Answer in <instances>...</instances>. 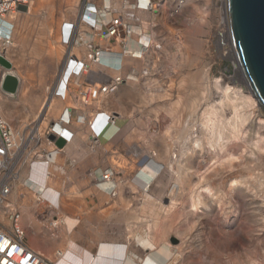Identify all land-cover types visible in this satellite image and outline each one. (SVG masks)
<instances>
[{
    "label": "bare ground",
    "instance_id": "obj_1",
    "mask_svg": "<svg viewBox=\"0 0 264 264\" xmlns=\"http://www.w3.org/2000/svg\"><path fill=\"white\" fill-rule=\"evenodd\" d=\"M137 1V5H135L138 10L154 15L155 6L150 3V0ZM193 2L190 0L188 3L191 4ZM34 3L35 0H31L27 9L29 10ZM222 4L225 7V0H222ZM16 12L19 11H11L7 16L0 17V56L5 54L7 47L12 45L15 25L10 19L11 15ZM126 15L138 17L136 13L126 12ZM139 21L142 25L143 19ZM81 24L82 34L84 28L88 27V25L85 23ZM154 26L155 24L148 25L145 28L142 25L144 34L139 38L143 51L149 50L150 55L154 53V50L160 51L162 49V45L156 44V42H154L156 45L151 44L149 33L153 31ZM221 26L228 28L226 11L222 17ZM10 27L13 28L11 36H9L11 33ZM89 29L92 31L91 28ZM98 29L100 28L98 27ZM92 32L94 33V31ZM66 34L67 31L64 33L63 29H61V42L65 47L64 39ZM228 34L227 38L231 43L230 35ZM122 50L124 52V49ZM87 52V55L82 59L75 58L74 52H70L68 62L60 73L57 87L52 90L53 98L51 103H46L41 113L42 116L40 114L35 120H31L24 126H16L17 133L13 139L10 161L4 167L5 170L0 173V186L2 184L10 189V194L5 197L3 209L0 211V223L5 226V231H11L14 223L24 230L21 224L23 214L31 215L35 209L39 211L43 203H47L50 210L56 214L62 209V195L50 183L51 159L54 154L60 153L66 144H72L75 140V135L69 128L73 122L74 109H64L61 118L59 117L58 119L50 120L47 115L54 109L55 99H58V97L60 101L70 99L73 93L74 80L77 77H81L84 72L93 71L92 68L96 64L100 65L98 61H94V56L88 49ZM125 55L133 58L146 56L144 52L139 53L128 49L124 54L117 53L115 55L117 58L106 56V52H103L101 57L106 60L119 61ZM154 56L155 54L148 58V65L151 64L150 59ZM8 61L12 64V70L0 64V67L7 71L2 75L3 79L5 74L14 73V63L10 60ZM234 62L236 75L232 76L228 83L225 84L222 83V79L212 77L211 68L204 69L202 78L204 88L202 91H194L190 103L187 104L189 105L188 107L181 95L174 98L171 93H167L166 97H171V100L166 105L161 102L163 97L158 99V108L155 110L158 121L161 120V110L163 109L170 110L169 113L175 115L173 127L168 132L169 141L167 140L168 143L164 148L157 149L158 155H156L158 160L161 159L164 163L167 162L168 170L172 176V183L167 192L170 203L161 208V214L156 218H152L153 210L146 216H140L137 209L136 211L134 210L139 190L133 184L130 185L131 195L133 196L128 201L123 195H121L120 199L122 206L126 210L132 211V220L130 219L128 226L126 225L128 227L127 243H100L95 254L83 250V264H264V258L263 260L256 259L251 252L245 255L229 256L224 259L214 251L210 252L211 247L208 244H206L207 247L205 246L207 256L202 257L200 261L183 259L187 252L192 251V238L198 239L200 237L198 234L206 230L208 226H211L210 224L208 225L211 217L214 216V221H212L220 230V234H218L221 235V229L228 226L224 219L230 221L237 213L238 206L242 214L239 217V222L234 224L232 228L234 227L235 229V227L241 226L248 232L253 231V235L264 236V113L248 87L236 57H234ZM80 63L82 64L80 65ZM86 66L89 69H86ZM18 77L20 90L22 78L21 76ZM118 79H120V83L117 82L119 81ZM121 79L117 78L116 83L114 82L110 86L102 83L103 86L108 87L105 90L104 87L101 88L103 93L98 100L101 110L91 122L86 116L77 115L75 120L77 123L81 125L90 124L91 126L92 143L90 147L92 150L99 147L101 137L107 133L112 124L117 123V118L115 120L113 118L114 108L111 97L113 98L117 91L120 90V87L124 85ZM191 81L195 86L197 77H195L194 73H192ZM170 88L173 91L174 86L172 85ZM84 97L85 94H82L78 98L85 102L86 105L93 102V100H86ZM140 97L142 98V96ZM142 100L144 105L149 104L146 95H144ZM1 106H3V101L0 98V108ZM186 111H188L187 115H185ZM43 114L45 115L43 116ZM122 114L123 112H121ZM0 116L3 119L5 118L1 112ZM52 123L54 125L50 126ZM35 124L39 126V131L32 133L36 136L32 138L28 136L29 128ZM47 129L51 130L56 138L65 141V145L62 148L59 147L60 150L56 149L54 143H50L46 139L44 131ZM35 138L38 139V142L33 146L34 149L25 153L18 162L16 160L18 156L14 157V155L21 153L19 151L20 145L24 144L28 139H30L29 142L35 141ZM39 143L40 145L37 146ZM34 150L36 152H33ZM45 152L46 154H44ZM155 164H153V168L145 165L141 170L140 178L147 184V189H143L141 193L143 198L145 196L147 199L150 197L148 196L150 186L162 174V168ZM120 165L115 164L118 170H122ZM105 179L108 182H112L111 176H107ZM23 181L27 188L22 186ZM117 181L121 183L120 180ZM162 188L163 193H165L166 185L162 186ZM117 193L114 196H119V193ZM145 202L143 206L149 204L148 201L147 203ZM17 212L21 213L19 219H11V216H15ZM64 215L62 218L60 216L61 219L59 220H57L58 217L57 219L48 220V229L56 240H61V235H59L60 226L70 227L69 221ZM179 215L181 216L178 219ZM185 225L189 226L186 227ZM183 226L186 228H183ZM198 231L199 233L194 235ZM253 232L250 234L252 235ZM172 235H175L180 244H170ZM139 240L143 244L141 247L145 250L142 257H139L133 249L134 245H139ZM67 243H69L68 246L62 248H60V244L54 250L52 257L46 256L40 250L37 251L30 243L29 247L37 253L53 259L57 264H61L71 254L72 239L68 237ZM203 245H198V249H203Z\"/></svg>",
    "mask_w": 264,
    "mask_h": 264
},
{
    "label": "rangeland",
    "instance_id": "obj_2",
    "mask_svg": "<svg viewBox=\"0 0 264 264\" xmlns=\"http://www.w3.org/2000/svg\"><path fill=\"white\" fill-rule=\"evenodd\" d=\"M38 1L40 0H35V2ZM64 3L66 4L65 0H50L49 2H44L42 5L35 3L31 13L27 15L29 16V20L34 17L38 22L44 21L45 25L48 23L52 26V34H48L47 30L40 33L43 34L44 40H48L50 37V40H52V38H59L58 35V37H56L54 31L56 18L60 16V32L64 19H75V13L73 14L70 11L66 12L68 7L64 8ZM71 3L72 0H68V6ZM79 3L80 0H78V4ZM53 10L55 13L51 17L50 13ZM171 12L172 8H168L161 9L157 13L155 31L156 38L159 44L162 45V49L160 51L157 50L152 54V56L155 54L152 60L150 59L152 73H149V70L144 71L147 66L146 64L143 67L144 63L140 64V67L138 65L133 66L131 61L125 65V72L127 76L130 73L134 75L135 73H133V71H139L142 77L140 76L139 78V94L137 97L135 94H131L129 96L125 92L122 96H118L113 99L115 108L113 114L115 119L117 118L116 120L118 124L121 112L125 114H123L125 116L123 124L120 125L121 127H119L118 131H116L112 136L104 138L103 149L99 150L96 156L89 155L88 157H84V155H82L75 157L74 160L64 154H61L59 157L60 174H56L55 169L54 172L57 178L60 179L61 176L60 191L62 193H68L74 189H79L88 201L89 213L94 217V224L92 227L89 228V225H83V229L78 230L79 232H82V236L86 239L82 242L83 248L77 243L74 244L71 249V254L63 260L61 264H83L82 256L84 249L87 248L86 250L88 251L94 250L93 254L96 252L97 245L93 242L91 234L96 232L94 231V229H96V227L94 228V225L100 222L98 221V218H101L100 213L108 211L109 208L101 209V207H105V205L100 202L99 198H93V194L91 192L86 193V189L92 183L102 184L106 181L105 177L107 176H111L113 179H118L122 183L127 176V182L124 184L126 186L124 195L126 201H128V191L131 193V179H133L134 183L137 184L141 190L147 189V184L140 178V174L138 176V173H141V168L145 165L153 168V164L156 163L155 165H159L162 168V174L160 173L161 175L159 178L150 186L148 192V196L150 197L147 199L146 196L144 198L141 196L139 199L136 198V202L139 203V207L144 208L143 215L145 216L153 210L152 218L158 217V215L161 214V208L170 203L167 192L172 183V176L168 170L167 162L164 163L161 159L158 160V156L156 155H158V150L162 147L164 148L169 141L168 132L170 128L173 127L172 125L174 124L175 115L170 114V110L163 109L161 110V120L158 121L155 113V110L158 108V99L163 97L161 102L166 105L171 100V97L167 98L166 94L171 93V96L173 95L174 98L181 95L185 104H189L190 99L194 95V91H202L204 88V81L202 78L203 71L206 68H211L212 77L222 79V83L224 84L228 83L230 78L236 75L234 62L235 56L233 57V48L227 38L228 28L221 26L222 17L225 15V7L222 4V0H202L193 2L182 13L172 15ZM16 14L17 13H13L12 15L15 16ZM137 18L140 19V15ZM31 27L35 28V25H31ZM40 34L37 31L25 34V45L22 46L20 45L21 42L17 41L18 45L15 49L9 46L6 49L5 54L2 55L8 60H12L14 62V73L20 75L22 78L18 94L16 96L8 95L4 93L1 88V81L3 80L2 75L7 71L0 67V98L3 101V106H1L0 112L14 125V127L24 126L31 120H35L36 117L43 112L42 110L44 109L46 103H51L53 98V89L51 85L53 84L54 76L59 74L58 78H60V73L69 59L70 52L66 46L68 53L66 54V62L63 64L64 66H62L65 52L64 47L61 45L62 42L60 43V48L59 46L56 48L54 46V50H50L46 55L45 53L47 50L44 47L47 48V46L45 42L42 43L39 38L41 37ZM61 37L62 35H60V38ZM60 40H62V38ZM36 43H39L43 48L40 46L33 47ZM77 47L79 46L75 45V48ZM148 51L149 50H142L141 53L144 52L146 55ZM142 57L145 58L147 55ZM142 57L138 59H142ZM58 65L60 66L59 73H57ZM93 70H96V72L98 71L97 73L102 76L105 75L107 81L109 78L111 80L113 79L112 75L105 69L98 67L96 69L93 68ZM145 73L148 75L152 74V79L156 80V82L152 85L154 88L153 94L156 96L153 98L152 107H150V105H144L142 100L144 97L143 91H145V86L148 83V77H151L144 76ZM192 73H194L195 77H197L195 86L191 81ZM123 75L126 77L125 73ZM114 80L116 81L117 78ZM125 80L127 81V79ZM41 81L45 83L49 81V85L42 87L40 86ZM107 83L104 82L103 84ZM172 85L174 86L173 91L170 88ZM80 89L81 88H79V90L72 91L73 93L71 95V99L73 102H78L80 100L78 98V92H80ZM101 93H103L102 89ZM140 96H142V98ZM55 100L54 109L47 115L50 120L58 119L59 117L61 118L63 110L70 109L69 106L67 108L62 107L60 109V106H62V104L60 105V98L58 97V99ZM72 100H62L61 102L64 104L68 102L70 103V106L73 107ZM83 103L85 104V102ZM144 106L150 107V112H152L150 113L151 117L147 124L145 123L146 114L144 115L142 111ZM188 106L189 105H187V107ZM94 107L96 106L94 105L93 108ZM80 111H82V109L79 110L78 107L73 110V122L69 127L70 129L74 123L79 124L75 120L77 118L76 113ZM98 112L100 111H97V113ZM97 113H95V115ZM45 114H43V116ZM187 114L188 111L185 112V115ZM78 115L83 116L82 114ZM40 116H42V114ZM93 119L94 117L91 121ZM86 125L89 126L91 133L90 124ZM76 128L78 131H81L79 126H73L72 130L76 131ZM171 133H173V131H171ZM152 148L155 149L151 151ZM93 158H96L98 166H95L92 163L91 160ZM93 162L95 161L93 160ZM115 164H121L120 166L122 167V170H118ZM154 170L156 169L154 168ZM69 174L73 175V177L69 176ZM94 174L98 176L97 180L90 178V176ZM85 177L87 178L85 183L78 184L68 182V180L71 181V179L74 181H82ZM117 182L118 184H121L119 181ZM165 185L167 188L166 192L163 193L162 186ZM22 186L26 187L24 181ZM115 188L116 184L114 183L112 191ZM147 201L149 204L147 206H145L146 204L143 206L144 202L147 203ZM64 207L65 210L67 208L70 211V214L66 211L70 219L82 222L83 219L81 217L84 212L83 209H75L77 205L69 202L68 199L65 200ZM237 208V213L230 221L224 219L228 223V226L221 229V235H219L220 230L213 222L214 216L209 219L208 225L210 224L211 226H208L203 232H195L194 235L199 233L198 235H200V237L198 239H195L194 237L192 238V251L187 252L183 256V259L196 262L200 261L202 257L207 256L205 246L208 244V246L210 245L211 247L210 252L214 251L224 259L229 256H239V254L245 255L251 252L256 259L263 260L264 236H258L257 234L253 235V231L248 232V230L243 229L241 226L235 227V229L234 227L232 228L234 224L239 222V217L242 214L241 209H239L240 207L238 206ZM63 215V207L60 212L56 214L50 210L47 203H43L41 209L39 211L35 209L31 215L24 213L21 224L26 231L27 239L30 245L43 252L46 256L52 257L54 250L59 246L60 240L53 238L52 232L48 229V220L57 219V217V220H59L63 217ZM181 215L178 216V219ZM105 217L107 219L101 223V229L107 232L109 237H112L114 234L113 237L118 238L117 240L119 242H124V240L120 238L121 236H119L120 233L122 234L124 226L121 227L120 225H115L111 221L112 216L109 217L108 214H106ZM185 226L188 227L189 225ZM185 226H183V228ZM62 227H64V225L60 226L59 235H61V239L63 235ZM251 232H253L252 235L250 234ZM170 244L178 245L180 244V241L177 240L175 235H172L170 238ZM201 244H204L203 249H198L197 246ZM139 245L140 246L134 248L138 251H142V242H140Z\"/></svg>",
    "mask_w": 264,
    "mask_h": 264
},
{
    "label": "crops",
    "instance_id": "obj_3",
    "mask_svg": "<svg viewBox=\"0 0 264 264\" xmlns=\"http://www.w3.org/2000/svg\"><path fill=\"white\" fill-rule=\"evenodd\" d=\"M49 1L50 0H40V1L35 2V3L42 5L44 2L46 3V2H49ZM65 1H66V4L64 3L65 4L64 5V8H67L68 7L67 10H66V12L67 11H70L73 14L75 13V19H73V18H69L68 20L64 19L63 24H62V27L66 23H69V24L74 23L76 21V19L80 16V13H81V2H82V0H80V3L79 4H78V0H72V3L69 4V6H68V0H65ZM90 1H91V4L93 6H96V8L102 13L101 14V24H100L101 27L99 26V28H100L99 31L100 32H98L100 36H98V37L96 36L95 37L94 33L88 27H85L84 30H83V33L81 34L82 35L81 40L80 41L79 40L77 41V46H79V47H77V48L74 47L73 50H72V52H74L73 54H75V58L82 59V58H84L87 55L88 52H87V46L86 45L88 43H90V42H95V43H97V44H99V45L107 48V44L109 42L107 43L104 40L103 35L106 33L105 25L108 22L111 21L112 16H116L117 17L120 14L125 15L126 12L127 13H132V14L133 13H136L138 16L140 15V19H143L142 25L145 28L148 25L151 26V25L155 24V21L157 20L156 19L157 18V13L153 12L154 13V15H153L151 13H145V12L143 13V11L138 10L136 8V5H137L136 1L137 0H90ZM34 4H33V6H34ZM33 6H31V8L29 10L27 8H21V10L19 12H16L17 14L15 16L14 15H11V19L10 20L15 25L14 38H13V42H12V45H11V47L14 48V49L18 45L17 44V41L21 42L20 45H22V46L25 45L26 44V42H25L26 37L24 35L25 34H29L32 31H37L40 34V33H43V32H45L47 30L48 34H52L53 28L48 23H46V25H45L44 21L38 22L37 19L34 18V17H32L29 20V16H27V15L31 13V11L33 9ZM109 7L113 10V14L112 15L103 14V10L105 8H109ZM54 13H55L54 10L51 11L50 16L52 17ZM42 20H44V19H42ZM131 24H132V28H133L134 35L131 38L128 39V41H127V47H128V49H130V50H132L134 52L141 53V51L143 50V47L139 43V38H140V36H142V32H144L143 31L144 29L142 28V25L139 22L137 23L135 21H132ZM31 25H35V28L34 27H31ZM54 31H55L56 37L59 36V38H55V39L52 38V40H50L51 39V37H50L48 39L49 42H48V40H44L43 34H40L41 37H39V38L41 39L42 43L45 42V44L47 46V48L44 47L47 50L46 53H45L46 55L49 53L50 50L53 49L54 46H55V48L58 47V46L60 48V43H61V40H60L61 39L60 38V35H61V32H60V16L58 18H56V23H55ZM39 46L42 47L39 43H36L35 45H33V47H39ZM63 47L65 49V52H64V59L62 61V66H64L63 64L66 62V54L68 53L66 47L65 46H63ZM122 49H123V46L122 45H119V44L113 45L112 46V50L109 53L105 51L106 52V56H109L110 58H117L115 56L117 53L124 54V52H123ZM146 55H147L146 59H144V57H142V59L133 58V57L127 56V55H125V57L121 61L120 60L119 61L118 60H113V59L112 60H108V59L106 60L105 59L108 63L113 64L114 68H112V69H110L107 66H101V64L100 65H97L96 64L93 67L94 69H96L98 67H100L101 69H105L106 71H108L112 75V78H114V79L120 78V77L127 79V84L126 85H122L120 87V90L117 91V93L115 94V96H113V98L111 97L113 108H114L113 99L114 98H117L118 96H122L123 94H125V92L129 96L133 93L137 97V95L139 94L138 93V91H139V82H140L139 81V78H140L141 74L139 73V71L138 72H136V71L134 72L133 71L135 73V75H133V74L130 73L127 76L126 75V72H125V65H126V63H129L131 61V63H133V66H136V65L139 66L140 64L144 63L143 64V67H144L148 63V61H149L147 59L148 58H151V56H152V55H150V51H148L146 53ZM10 61H12V60H10ZM58 64H60V63H58ZM120 64H121V66L123 64V68L122 69H120V67H121ZM117 66H119V67H117ZM93 68H92V70H93ZM151 69H152L151 64L150 65L147 64L146 69L144 71L149 70V73H152L151 72ZM59 72H60V66L58 65V71H57V73H59ZM93 72H95V73H93ZM97 72H96V70L95 71L93 70V71H90L88 73L83 74L81 77H77L74 80V86H73V89H72V91L73 90H79V88H82L83 87L84 83H85V85L86 84H95V87L97 89L96 90L97 91V94L95 95V98H94L95 100L93 102H91L90 104H87L90 107H88L86 104H84L81 100H79L78 102H73V100H72L73 107H71L70 106V103H68V102L66 103L67 104V106H66V104H64V103H62L60 101V105L62 104V106H60V109L62 107L63 108H67L68 106L70 107V109H75V108L78 107V109L79 110L82 109V111L77 112L76 115L82 114L83 116H86V118H88L89 121H91V119L94 117L95 113H97L98 110L99 111L101 110V107H100V105L98 103L99 102L98 100H99L100 95L102 94L101 93V88L102 87H105V86L102 85V83H104V82L107 83L108 82L106 80L105 75L102 76L99 73L97 74ZM124 73H125L126 77L123 75ZM151 75H148L147 73H145L144 76H151ZM18 76H20V75H18ZM58 77H59V74H56L54 76L53 84L51 85L52 89H55L57 87L56 85L58 84V81H59V78ZM148 78H149L147 80L148 83L145 86V91H143V94L147 96L148 103H149L148 105H150V107H152L153 106V101L152 100H153V98L156 97L153 94L154 88H153L152 85L156 82V80H153L152 79V76L151 77H148ZM49 81L47 83L41 81L40 86L44 87V86L49 85ZM85 81H88V82H85ZM21 82H22V80H21ZM130 86L133 87V88H131ZM69 100H71V97H70ZM94 105L96 106V107H94L95 109L93 108ZM150 107L145 108V106H144L142 108V111H143L144 115L146 114V118H145L146 119V122H145L146 124L150 120V117H151L150 113H152V112H150ZM114 110H115V108H114ZM123 114L120 115L119 124L118 123H115L114 125H112L109 128V130L107 131V133L103 137H101L100 144L98 145L99 147H97L94 150H92V148L90 147V144L92 143L91 142L92 130H91V133H90V128H89L88 125H83V124L82 125L81 124L79 125V124L74 123V125H73L74 127L75 126H79L80 129H81V131H78V129L76 128V131H73L72 130L73 126L71 127V132L74 133V135H75L74 142L72 144H69V145L66 144L64 150H62L60 153L54 154L53 157H52V159H51L50 183L55 188V190H57L58 192H60L61 195H62V200H63L62 201V207L64 208L63 209L64 214L66 213V211H67L68 214H70V211L67 208L65 210V207H64V203H65V200L66 199H68L69 202H73V204L77 205V207L75 209H77V210L83 209V211H84L83 212V215L81 217L83 219L82 222H77L75 219H70L68 217L67 213L65 214V217L69 221V224H70V227L71 228L70 227L69 228L68 227L66 228L65 226L62 227L64 232H63V235H62V239L60 240V243H59V246L61 244V247L60 248L68 246V244H69V243H67L68 242V237H69V239L70 238L72 239V243H73L72 246H74V244H76V243L78 245L82 246V242L84 240H86V239L82 236V232H79L78 230L83 229L82 228L83 225H89V228L92 227L93 224H94V217H93L92 214L89 213V211H88V201L82 195V193L79 191V189H74V190H72V191H70L68 193L67 192L62 193L60 191V185H61V183H60L61 181L60 180H61V176H60V179L57 178L55 176V172H54V169H55L56 174H60V158L59 157H60L61 154H64L67 157L72 158L74 160L75 157L82 156V155H84V157H88L89 155H95L96 156L98 154V151L101 150V149H103V146H104L103 145L104 138H106L107 136H109V137L112 136L116 131H118L119 127H121L120 125L123 124V119L125 117L124 116L125 114L124 115ZM154 149L155 148H152L151 151H153ZM93 160L95 162H93ZM91 161H92V163L95 166H98V163L96 162V158L95 159L93 158ZM127 165H129V164H127ZM113 166H114V164H113ZM141 170H142V168H141ZM71 174H69V176L73 177V175H71ZM139 174H140V172L138 173V176H139ZM97 177L98 176L96 174L90 176V178L95 179V180H97ZM111 178H112V182L105 181L102 184H94V183L91 182L92 184L89 185V187L86 189V193L91 192L93 194L92 195L93 198H99L100 202L105 205V207H101V209H108L109 208L108 211H103L102 213H100L101 218L100 219L98 218V221H100V222L94 225V228L96 227V229H94V231H96V232H93L91 234V238H92L93 242H95V244L97 246L100 243H103V242H106V243L126 244L127 243V236H128V233H127V228L128 227L127 226H128V222H130L132 220L131 219V217H132V215H131L132 211L126 210L122 206V201L120 200L121 199V195L125 196L124 195L125 194L124 193L125 192L124 190H125L126 186L123 185V184H125V182L127 181V179H126L127 176L125 177V180L121 179V180H123V182L121 184H118V182L116 181L118 179H113V177H111ZM86 179H87L86 177L84 179H82V181H79V180L78 181H74V180L71 179V181L68 180V182L69 183H78V184H80V183H85L86 182ZM154 182L152 184H154ZM114 183L116 184V188L112 191L113 186H114ZM130 183L133 184L139 190L138 191L139 193H137L138 199H139V197L143 196L141 194L143 190H141L137 186V184L136 185L134 184L133 179H131ZM117 192L119 193V196L117 195V197H116V196H114V194H116ZM121 192H122V194H121ZM128 194H129L128 199H130L131 196H133V195H131L132 194V191H131V193H129V191H128ZM120 203H121V205H120ZM138 204L139 203L136 202V205H135L136 207H135L134 210L136 211V209H137L138 214L140 216H143V213H144L143 210H144V208L143 207H139ZM106 214H108L109 217L112 216L111 221L115 225H118V226L120 225L121 227L124 226V228H123L124 230L122 231V234L121 233H120L121 235L119 234V236H121L120 238H122L124 240V242H119L117 240L118 238L113 237L114 234L112 235V237H109L108 233L105 232L103 229H101V225H102L101 223L107 219L105 217ZM114 231H116V230H114ZM63 243H65V244H63ZM137 246H140V245H134V247H137ZM134 247H133V249H134L135 252H137L136 254L139 257H142L143 254H144V252H145V250L142 248V251H138ZM33 248L36 249L35 247H33ZM82 248H83V246H82ZM84 250L85 251H88L86 249H84ZM89 251L91 253H93V251H91V250H89Z\"/></svg>",
    "mask_w": 264,
    "mask_h": 264
},
{
    "label": "built area",
    "instance_id": "obj_4",
    "mask_svg": "<svg viewBox=\"0 0 264 264\" xmlns=\"http://www.w3.org/2000/svg\"><path fill=\"white\" fill-rule=\"evenodd\" d=\"M30 1L31 0H0V17L7 16L11 11H20L21 8H28L30 5ZM189 1L190 0H150V3L155 6V9L153 11L155 13H158L161 9L172 8L171 14L176 15L182 13L189 6L190 4L188 3ZM192 1L198 2L202 0H192ZM101 14L102 13L96 8V6H93L91 4L90 0H82L80 16L76 19L74 23L72 24L66 23L63 25L62 28L64 33L65 31H67L64 41L67 48L69 49V52H72L73 48L77 44V41L78 40L80 41L82 38V35H80L82 31L81 23H85L86 25H88V27L91 28L92 31H94L95 37L100 36L98 33L100 32L98 27L101 24ZM103 14L112 15L113 10L110 7L105 8L103 10ZM139 20L140 19H138L134 15L131 17L127 16L126 14L125 15L120 14L117 17L112 16L111 21L105 25L106 33L103 35L104 40L107 43L109 42L107 44V48L95 42H90L86 45L87 49L92 53V56H94V61H98V63L101 64V66H107L110 69L114 68L113 64L108 63L104 58L101 57L102 53L105 51L109 53L112 50V46L116 44L122 45L125 53L128 50V47L126 46V42L128 41L129 38H131L134 35L131 23L132 21L140 23ZM155 28L156 26H154L153 31L149 33L151 44H155L154 42H156V44H159L156 38ZM9 30H11V33L9 34V36H11L13 28L10 27ZM142 34L144 33L142 32ZM121 60L123 59L121 58ZM81 64L82 63H80V65ZM86 67H87L86 69H89L88 66ZM122 68H123V64L120 67V69ZM118 80L119 81L117 82L120 83V79ZM121 80H122L121 82H123V84L126 85L125 78H122ZM114 82H115L114 79L111 80L109 78L107 84L108 86H110ZM95 88H96L95 84H86L80 89L79 96L85 94L84 98L86 100L94 101L95 95L97 94ZM105 88L107 87H104V90ZM113 118L115 120L114 114H113ZM53 125L54 123H52L50 126ZM29 129L30 132L28 136H31L33 138L35 134L32 133H37L39 131V126L35 124ZM16 133H17L16 127H14V125L6 118L3 119L0 116V173L5 170L4 167L6 166L8 161H10L9 160L10 152L13 148V139ZM44 134L46 135V139L50 143H54L56 145V149H59L57 145V140L60 138H56L55 135L51 132V130L48 129L44 131ZM36 139L37 138H35V141L32 142H29L30 139H28L26 142H24V144L20 145L19 151L21 152L20 153L21 155L20 154L14 155V157L18 156L16 159L18 162L22 159L25 153L34 149L33 146L38 142V139L37 140ZM39 145L40 143L37 146ZM33 152H36V150H34ZM44 154H46V152ZM9 178H11V176H9ZM8 194H10V189L1 184L0 211L3 209L4 201L6 199L5 197ZM20 215L21 213L17 212L15 216H11V219L14 218L15 220H18ZM6 217H8V215H6ZM5 229H6L5 226L0 223V264H57L53 259H50L45 255L37 253L36 251L32 250L29 247V241L27 239L26 232L22 230L19 226H17L16 223H14V226L11 231L10 230L5 231Z\"/></svg>",
    "mask_w": 264,
    "mask_h": 264
},
{
    "label": "water",
    "instance_id": "obj_5",
    "mask_svg": "<svg viewBox=\"0 0 264 264\" xmlns=\"http://www.w3.org/2000/svg\"><path fill=\"white\" fill-rule=\"evenodd\" d=\"M228 32L234 55L253 96L264 113V0H225ZM0 64L12 70V64L0 56ZM19 77L7 73L2 91L16 96ZM62 148L65 141L57 140Z\"/></svg>",
    "mask_w": 264,
    "mask_h": 264
}]
</instances>
